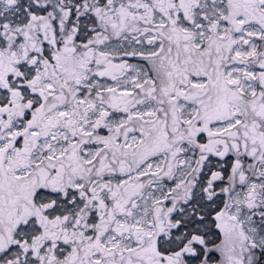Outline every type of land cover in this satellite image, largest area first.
Returning <instances> with one entry per match:
<instances>
[{
	"label": "snow or ice",
	"instance_id": "snow-or-ice-1",
	"mask_svg": "<svg viewBox=\"0 0 264 264\" xmlns=\"http://www.w3.org/2000/svg\"><path fill=\"white\" fill-rule=\"evenodd\" d=\"M0 264H264V0H0Z\"/></svg>",
	"mask_w": 264,
	"mask_h": 264
}]
</instances>
